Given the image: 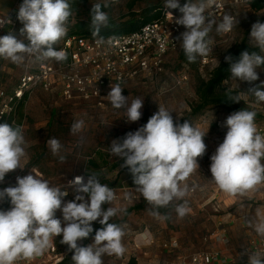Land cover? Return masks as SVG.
I'll return each instance as SVG.
<instances>
[{
  "label": "clouds",
  "instance_id": "obj_1",
  "mask_svg": "<svg viewBox=\"0 0 264 264\" xmlns=\"http://www.w3.org/2000/svg\"><path fill=\"white\" fill-rule=\"evenodd\" d=\"M211 2L198 0L181 6L179 0H165L167 10L179 9L182 13L175 23L186 30L177 39L182 41L180 47L190 63L211 51L209 33L214 26L217 34H225L239 24V19L230 14L223 15L219 23L211 14L206 15ZM107 7L105 0L103 4H93L91 9L90 28L98 44L105 43L100 31L109 24V15L103 10ZM71 16L69 0H23L17 19L23 24L20 35L24 39H18L11 32L0 36V58L18 66L29 58L38 62L65 61L66 52L57 50L55 45L67 34ZM250 40L259 51H243L238 60L234 61L230 55L225 60L233 79L252 83L259 79L257 69L264 67V23L252 24ZM123 89L119 83L111 85L106 98L113 108L125 111L128 122H137L142 116L144 100L137 97L129 102V97L122 94ZM247 92L257 104L264 102V82ZM228 100L239 102L240 97L229 96ZM171 113L159 105L145 125L128 132L122 142L114 139L109 150L114 157L123 159L121 167L128 168L136 186L134 191L150 205V215L160 217L159 209L179 202L174 204V211L183 218L190 211L185 199L190 192L186 181L199 168L197 158H202L206 152L207 132L187 120L182 124L174 122ZM256 116V111L247 108L231 113L222 125L227 128L223 142L210 157L211 180L228 196H244L264 186V135L258 131ZM85 127L84 119H77L71 124L70 133L78 135ZM25 143L21 126L0 124V183L8 173L24 169L21 161L27 155ZM46 143L51 153L64 162L66 156L62 154L61 142L49 138ZM82 143L81 136L77 145ZM33 173L17 176L14 186L0 189V204L9 202L11 205L8 210L0 209V264H17L20 260L39 257L51 247L53 238L61 235L60 243L73 253V264H104L105 255L124 256L127 251L123 243L125 231L110 220L119 213H126V208L104 207L113 204L117 196L113 188L100 182L98 173H89L86 182L84 176H75L65 189ZM69 188L76 195L74 200L65 202ZM132 196V192H125L123 199L130 200ZM57 211L62 213V220L56 217ZM97 221L103 227L95 231L92 243L81 246L93 233L92 222ZM250 226L264 237V213L258 212ZM249 253L247 264H264L259 254Z\"/></svg>",
  "mask_w": 264,
  "mask_h": 264
},
{
  "label": "rangeland",
  "instance_id": "obj_2",
  "mask_svg": "<svg viewBox=\"0 0 264 264\" xmlns=\"http://www.w3.org/2000/svg\"><path fill=\"white\" fill-rule=\"evenodd\" d=\"M132 1L107 0L109 7L106 8V12L109 21H118L129 16ZM189 2H198V0ZM95 3L103 4L105 0H87V4L80 7V13H72L67 24V32L69 26L78 19H86L87 11ZM164 3L165 0H138L132 10L140 11L148 6H164ZM185 3H188L187 0H179L181 6ZM10 4V1L2 2L3 7ZM172 10L180 13L179 9ZM234 13L239 19V24L234 27L230 35L217 34L215 26L209 33V38L216 43L214 66L201 68L198 58L194 63L184 60V52L181 48L168 55L166 70L157 79L139 77L124 86L122 94L129 97V102L137 97L144 100L142 116L137 122H125L123 120L125 111L113 108L110 103L104 108L96 109L80 101H67L55 92H34L26 99L22 107L23 113L18 118V123L16 122L22 127L26 141L27 155L21 161L24 169L18 168L8 173L4 182L0 183V189L14 186L17 176L34 175L33 172L48 180L51 185L62 189H65L67 182L75 176L98 173L100 182L113 188L117 196V200L111 205H104L105 208L123 207L127 211L139 205L143 206L134 209L128 216L119 213L110 220L111 223L120 222L119 225L123 227L125 231L123 243L127 251L123 257L105 255L102 258L104 264H126L133 256L137 258L138 264H179L181 258L189 257L195 252L214 250L222 251L227 259L225 264H247L249 252H255L264 259V252L254 249V246L260 248L259 242L264 240V237L259 236L254 227L250 226V222L256 221L258 212L264 213V186L244 196H228L211 180L210 157L223 142L226 134L216 128L215 121L224 119L231 113L220 106H209L197 114L193 111L194 106L199 102L196 94L199 78H207L208 73L225 58L229 48L240 42L247 32H249V43L255 46L254 41L250 40L251 26L264 18V10L254 12L244 6L232 8L230 5L223 15ZM221 19L222 17L216 19L217 23ZM22 27L23 24L19 21L12 32L18 39H24L20 35ZM25 42L27 43L26 40ZM59 43L60 41L56 46ZM37 64L39 62L32 58L21 66L0 58V69L6 79V86L13 85L26 69L33 68ZM184 67L188 68L189 79L183 85H176L175 76ZM257 72L259 79L252 83L233 79L230 75L224 81L222 89L235 92V96L239 95L240 101L237 102L239 106L242 109L256 111L255 120L264 122V102L257 104L255 98L247 92L249 88L264 82V67L257 69ZM159 105L172 112L174 122L178 121L182 124L187 120L193 126L207 132L204 137L206 152L202 158H197L199 168L186 181L190 192L185 199L189 202L190 211L183 218H179L174 211V204L179 202L163 208L165 213L160 212V217L150 215V205L134 191L135 185L128 168L121 167L123 159L114 157L109 150L114 139L122 142L128 132H134L145 125L158 111ZM77 119H84L86 127L82 133L74 136L70 133V126ZM81 136L83 143L78 146L77 141ZM49 138L58 139L64 146L62 152L66 156L64 162L51 153L46 143ZM91 159L96 165L89 163ZM67 190L69 194L64 197V201L74 200L76 193L70 188ZM125 192L133 193L130 200L123 199ZM6 203L0 204V208ZM164 216L170 218L164 219ZM56 217L62 220V213L57 211ZM98 224V221L92 222L93 230ZM145 233L150 236V240L142 236ZM93 237L94 235H90L84 239L81 246L92 243ZM61 239L62 235L57 236L60 248L68 254L71 253L67 245L60 243ZM171 239L177 240L179 247L175 249L165 247V242Z\"/></svg>",
  "mask_w": 264,
  "mask_h": 264
},
{
  "label": "built area",
  "instance_id": "obj_3",
  "mask_svg": "<svg viewBox=\"0 0 264 264\" xmlns=\"http://www.w3.org/2000/svg\"><path fill=\"white\" fill-rule=\"evenodd\" d=\"M3 1L11 3L4 11L1 10ZM22 2L23 0H0V36L12 33L18 26L17 14ZM250 2L251 0H212L206 9V15L211 14L215 19H220L228 6L250 8ZM181 15L164 7L159 19L146 23L137 30L102 36L105 38L104 44H98V38L93 36H66L58 49L66 52L65 61L39 62L33 68L26 69L12 87L6 86V79L0 69V124L12 118V124L17 125L15 119L21 103L25 104L26 99L37 91L55 92L67 101H80L101 109L110 103L106 96L111 85L119 83L124 88L128 82L139 77L157 79L166 70L168 55L181 49L182 41L177 37L186 29L175 23ZM232 16L236 17V14ZM230 34L231 32L225 33L226 36ZM211 41V51L206 56L198 57L201 68L215 65L216 43L212 39ZM187 69L184 67L175 76L176 85L180 86L188 81ZM226 118L215 121L216 128L223 133L227 132V128L222 126ZM123 120L129 123L126 115ZM255 122L259 133L264 135V122ZM81 176H84L86 182L88 176ZM10 207L11 205L4 210ZM259 243L260 248L254 246V249L264 252V240ZM164 246L175 249L179 244L177 240L171 239ZM60 247L57 237H54L51 247L43 255L32 260L17 261V264H57L68 254ZM226 262L222 251L214 250L195 252L189 257L181 258L179 264Z\"/></svg>",
  "mask_w": 264,
  "mask_h": 264
},
{
  "label": "trees",
  "instance_id": "obj_4",
  "mask_svg": "<svg viewBox=\"0 0 264 264\" xmlns=\"http://www.w3.org/2000/svg\"><path fill=\"white\" fill-rule=\"evenodd\" d=\"M138 0H133L130 4L131 11L129 12V16H125L121 18L118 21H109V24L107 27H103L100 31V36H107V35H114L119 33H126L131 32L134 30H137L142 25L155 21L157 18L159 19L162 16L164 6H148L143 8L140 11H133V6ZM191 0H187L189 2ZM72 8V13H80V7L82 5L87 4V0H69ZM102 4V3H101ZM92 9V8H91ZM91 9L87 11L86 19H78L73 25L69 26L68 32L65 35H83V36H92L91 28H90V19H91ZM250 9L254 12H259L261 10H264V0H251L250 2ZM106 11V8L103 9ZM176 11V10H174ZM178 12V11H176ZM128 17V18H126ZM71 18V17H70ZM259 22L264 23V18L261 19ZM248 34L247 32L246 36L240 41L235 43L228 51L226 56H232L234 61L238 60L240 57L241 52L243 51H259L258 48L251 45L248 40ZM63 37L60 40V43L55 47L58 50L60 48V45L62 43V40L65 38ZM225 56V57H226ZM184 60H187L184 53H183ZM43 61V62H50L53 61ZM230 65L228 62H226L225 58L220 62L218 66H216L214 69H212L209 73L207 78H199L198 84L196 85V94L198 96L197 104L194 106L193 111L194 113H200L204 109H206L209 106H220L224 108L229 113H233L235 111L241 110V106L237 102L228 100L229 96H235V92L230 90H224L222 89L223 83L226 79L229 78L230 72H229ZM202 75V74H201ZM9 87V86H8ZM12 87V85H11ZM24 106L23 103H21L18 113L16 116V122L18 123V118H20V115L22 112V107ZM21 120L19 119V122ZM259 121V120H258ZM9 125H12V118L8 119L7 122H5ZM89 163L96 165V162L94 160H89ZM10 206V203L7 202L2 208L0 209H6ZM143 208L142 205L130 208L126 211L125 215L128 216L134 209H140ZM159 212L165 213V210L163 208L159 209ZM113 223L119 224L120 222L115 221ZM103 227L102 225L98 224L91 235H95V231ZM73 253H69L66 255V257L60 261L57 264H73V261L71 259ZM126 264H138L136 257H131L129 261Z\"/></svg>",
  "mask_w": 264,
  "mask_h": 264
},
{
  "label": "bare ground",
  "instance_id": "obj_5",
  "mask_svg": "<svg viewBox=\"0 0 264 264\" xmlns=\"http://www.w3.org/2000/svg\"><path fill=\"white\" fill-rule=\"evenodd\" d=\"M142 236H144V238L150 240V236L146 235V233L144 235H142Z\"/></svg>",
  "mask_w": 264,
  "mask_h": 264
},
{
  "label": "crops",
  "instance_id": "obj_6",
  "mask_svg": "<svg viewBox=\"0 0 264 264\" xmlns=\"http://www.w3.org/2000/svg\"><path fill=\"white\" fill-rule=\"evenodd\" d=\"M8 7V6H7ZM7 7H3V5L1 6V10H6L7 9Z\"/></svg>",
  "mask_w": 264,
  "mask_h": 264
}]
</instances>
